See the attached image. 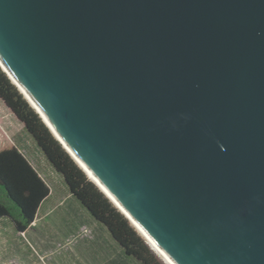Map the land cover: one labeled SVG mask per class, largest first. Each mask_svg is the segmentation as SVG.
Masks as SVG:
<instances>
[{
	"label": "water",
	"instance_id": "95a60500",
	"mask_svg": "<svg viewBox=\"0 0 264 264\" xmlns=\"http://www.w3.org/2000/svg\"><path fill=\"white\" fill-rule=\"evenodd\" d=\"M0 65L175 262L264 264V0H0Z\"/></svg>",
	"mask_w": 264,
	"mask_h": 264
},
{
	"label": "trees",
	"instance_id": "16d2710c",
	"mask_svg": "<svg viewBox=\"0 0 264 264\" xmlns=\"http://www.w3.org/2000/svg\"><path fill=\"white\" fill-rule=\"evenodd\" d=\"M0 99L23 124L54 170L61 174L74 197L106 226L126 253L142 264H162L154 248L151 249L131 220L90 179L1 65ZM50 191V186L16 144H0V218L10 217L18 231H25L35 221Z\"/></svg>",
	"mask_w": 264,
	"mask_h": 264
},
{
	"label": "rangeland",
	"instance_id": "374dc122",
	"mask_svg": "<svg viewBox=\"0 0 264 264\" xmlns=\"http://www.w3.org/2000/svg\"><path fill=\"white\" fill-rule=\"evenodd\" d=\"M7 143L16 144L19 146L22 152L26 154V156L39 170L40 174L46 180L52 191V201L50 202L51 205L49 208L41 210L36 225L37 229L32 231L33 234L31 233L33 237H31L30 234L26 235L23 232L19 238V240L25 244L33 243L32 245L34 246L35 251L41 255L39 256V264H65L64 262L69 258H64L63 254L57 255L55 252H58L56 250H60L70 245L72 249L77 247L78 249L81 248V245H76V243H74L76 242V239H78V236L82 237V240H97L100 241L102 245H106L105 241H103L107 236L105 234V231H108L106 226L102 223L96 222L94 219H91L92 217L90 213L86 212V209L83 205L82 221H87L88 218H90V221L87 222L86 225H82V229L75 232V234H68V226L75 222L74 217L78 216V209L76 210V206L74 205L75 202H77L75 201L76 199H72L73 196L69 194L61 174L54 170L50 162L43 155L42 151L37 147L35 142L25 131L23 124L0 99V144L3 145ZM75 210L76 213H73ZM55 215L56 217L54 218L53 216ZM62 218H64V221L60 223L59 219ZM61 225L62 228H60ZM57 227H59L58 230ZM9 229L12 230L10 227ZM137 230L153 250V247L150 245L149 241L143 236V234H141L139 229ZM57 232L64 233L62 234V240L56 239L54 244L50 243L52 240H50L49 237ZM66 234L68 235L66 236ZM12 236H14V234H12ZM32 238H35L37 243L31 240ZM52 245H54V248H51ZM92 246H98V242H93ZM153 252L156 255L158 261H160L162 264H167L163 258L157 252H155V250H153ZM78 259L81 260V256H72V261L76 264H78Z\"/></svg>",
	"mask_w": 264,
	"mask_h": 264
},
{
	"label": "crops",
	"instance_id": "0c3cea01",
	"mask_svg": "<svg viewBox=\"0 0 264 264\" xmlns=\"http://www.w3.org/2000/svg\"><path fill=\"white\" fill-rule=\"evenodd\" d=\"M30 162L32 163L31 160ZM32 165L36 168V166L33 163ZM36 170L39 172L37 168ZM67 189L69 191V194L73 196L72 199H76L74 195L70 192L68 186H67ZM51 195H52V191H50L49 196L40 205L35 221L25 231H18L15 226V223L10 217L0 218V264H39V256L41 255L37 253V251H35L34 246L32 245L33 243L25 244L21 242L19 238L21 237L23 232L26 235L30 234L31 237H33L32 231L37 229L36 225H37L41 210H45L49 208L51 205L50 204V202L52 201ZM75 201H77L75 202L74 205L76 206V210L78 209L77 210L78 216L74 217L75 222H73L71 225L68 226L69 228L68 234H71V235L81 230L82 225L84 226L87 224V222L90 221V218H88L87 221H82V203L78 199H76ZM85 209L87 213H90L87 208ZM76 210L73 211V213L74 212L76 213ZM53 217L55 218L56 215ZM91 217H92L91 219H94L96 222H98L92 215ZM63 221H64V218L59 219L60 223ZM9 227L12 230H10ZM60 228H62V225L60 226ZM58 229L59 227H57V230ZM12 234H14V236H12ZM62 234L64 233L57 232V233L52 234L49 237L50 240H52L50 241V243L54 244L56 242V239L62 240ZM68 234H66V236ZM105 234L107 236L104 238V240L103 239L102 240L105 241L106 245H102L101 242L97 240H90V239L82 240V237L78 236L77 237L78 239H76V242L74 243H76V245L77 244L81 245V248L78 249L77 247V248L72 249L70 245L60 250H56L58 252H55V253H57V255L63 254L64 258L65 257L69 258L67 261L64 262L65 264H76L72 261L73 255L74 256L77 255V257L78 255L81 256V260L78 259V264H142L133 256L128 255L126 251L124 250V248L113 238L112 234L109 231H105ZM7 236L9 237L10 240L8 239ZM31 240L37 243L35 238H32ZM93 242L94 243L98 242V246H95V247L92 246ZM82 245H83V248H82ZM51 248H54V245H52ZM135 259H136V262H135Z\"/></svg>",
	"mask_w": 264,
	"mask_h": 264
},
{
	"label": "bare ground",
	"instance_id": "6f19581e",
	"mask_svg": "<svg viewBox=\"0 0 264 264\" xmlns=\"http://www.w3.org/2000/svg\"><path fill=\"white\" fill-rule=\"evenodd\" d=\"M12 76V75H11ZM13 77V76H12ZM14 81L20 86L21 90L27 95V97L30 99L32 102L33 106L37 110L40 111V113L43 115L45 118L46 122L51 126L49 121L47 120L46 116L42 112L41 108L38 106V104L35 102V100L28 94L27 90H25L23 85L16 80L13 77ZM52 127V126H51ZM53 129V128H52ZM55 132V130L53 129ZM55 134L58 136V134L55 132ZM61 138V137H60ZM69 148V147H68ZM69 150L72 152V150L69 148ZM73 156L77 160V162L84 168V170L87 172L88 176L105 192V194L112 200V202L122 211L124 212L127 216L130 217L131 222L135 225L137 229L140 230L141 234L149 241L150 245L154 248L156 252L164 259V261L167 264H178L175 262V260L162 248V246L147 232L143 226L130 214V212L121 204V202L114 196V194L107 188V186L100 180V178L94 173V171L87 166V164L79 158L74 152H72Z\"/></svg>",
	"mask_w": 264,
	"mask_h": 264
}]
</instances>
